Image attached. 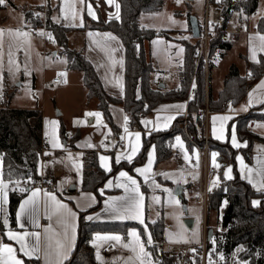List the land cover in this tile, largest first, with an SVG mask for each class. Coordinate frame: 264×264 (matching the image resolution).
I'll return each mask as SVG.
<instances>
[{"label": "crops", "instance_id": "crops-1", "mask_svg": "<svg viewBox=\"0 0 264 264\" xmlns=\"http://www.w3.org/2000/svg\"><path fill=\"white\" fill-rule=\"evenodd\" d=\"M93 1L94 8L90 3L87 15L92 19H97L102 15L97 2ZM107 3L109 4V9L108 4L106 6L109 10L107 18L111 17V6L115 7V16L118 15L119 5L117 1L108 0ZM45 5L50 9L47 11V19L50 17L54 21L51 0H38L28 5L25 4V6L18 4L16 0H6L0 10L7 6L17 8L23 6L25 23L28 26H33L39 24L37 19L40 20L39 17L42 15L43 8L41 9V6ZM234 13L238 15L236 29L231 31L229 41L222 40L221 42L230 43V46L218 44L212 52L208 91L206 87L207 101L209 94L214 98L217 97L232 66L237 67L241 75L250 78L248 74L253 72L249 65L257 63L260 56L264 55V32L256 28L259 19L264 16V5L261 10L259 0L258 9L249 16L243 11L237 10ZM64 25L69 27L67 33L73 28L69 24ZM79 28L84 39V44L80 50L92 61L103 87L109 94L123 98L125 96L126 63L125 46L121 38L108 30L94 29L84 25ZM226 28H228V23ZM68 40L70 39L68 38ZM74 49L76 50V48ZM45 50L46 47L43 46V53ZM53 53L56 54L57 51L53 50ZM66 72L65 76L60 75V73L54 74L53 77H60V81L55 83L52 82L53 77L49 80L44 78L43 84L47 83L45 91L40 90L35 96L31 93L32 97L38 96L39 93L43 95V110L39 107L31 108H38L43 113V136L49 137V150L44 158L40 159L39 172L53 180L54 188L42 189L33 184L30 179H20L13 183L5 180L7 183L3 184V195L6 191L9 190L10 192L11 189H15L23 196L16 210V223L14 225L10 221L9 214L6 222L0 218V264H15L16 260H19L21 264H63L70 257L78 238L80 212L90 209L98 202L95 191L82 189L87 159L85 155L90 149L93 150L92 157L95 156L98 164L106 171L112 169L114 162H127L132 166H123L107 179L100 189L105 196L103 205L97 212L87 215V218L91 220H134L143 223L148 218V185L146 181L154 176L156 167L168 161L175 154L180 160L183 159L182 149L177 146L170 158L156 164V150L152 145L147 150L145 161L133 166L143 147L144 136L150 135L155 130L171 128L177 117L188 111V100L163 103L154 110L143 114L137 122H131L132 119L121 104L111 103L109 109L113 122L118 127L117 134L103 111L98 107V99L95 97L88 98L83 71L70 68L67 64ZM151 82L157 84L162 81L155 79L151 74ZM70 84H74L71 99L72 115L80 121L71 130L61 119L58 122L56 132L48 134L44 128V109H46L45 101L47 100L48 86L63 90ZM178 84L179 82L172 87H168L166 84L165 88L170 90L176 88ZM3 96L10 98L11 95L9 91H5ZM0 101H3L1 97ZM263 101L264 75L247 91L245 101L242 104L236 105L233 100L228 99L225 110L222 111L212 110L206 105L211 111L209 116L210 136L226 140L229 120L233 116L246 114L247 111ZM83 118L85 120L82 123ZM61 124L65 127V136L60 132ZM253 130L257 131V128ZM111 133L116 135V149L107 151L106 141ZM76 134H78L77 139L72 142L71 139ZM137 134H139V138H137ZM230 140L234 146L241 145L234 129L231 132ZM129 157L131 158L129 159ZM216 157L217 160H220L219 157L221 158L217 153ZM237 161L242 177L251 184L255 191L264 192V149L253 152L251 161H248L239 152ZM214 165L217 166V164ZM227 170L229 171V168ZM121 173L125 175H121ZM227 174L231 175V171ZM133 180L136 181L135 184L132 183ZM254 202L258 204L260 198H256ZM10 233L15 234L16 239L10 238ZM99 233L97 232L93 236V246L94 238ZM5 245L11 247L13 251L11 253L6 251ZM109 246L103 247L99 253L94 246L96 257L102 261L117 262L115 259L101 258L114 252H107L106 249Z\"/></svg>", "mask_w": 264, "mask_h": 264}, {"label": "trees", "instance_id": "trees-1", "mask_svg": "<svg viewBox=\"0 0 264 264\" xmlns=\"http://www.w3.org/2000/svg\"><path fill=\"white\" fill-rule=\"evenodd\" d=\"M116 1L119 5L118 15L109 18L99 16L97 19H92L88 26L114 32L125 46L126 70L123 98L113 96L105 90L92 61L82 50L67 48L69 27L56 23L48 17L49 32L57 39L58 45L66 47L68 66L83 71L88 98L98 99V107L117 134L118 127L113 122L109 109L111 103L121 104L129 117L137 122L143 114L163 103L188 100L186 123L184 115H180L171 128L155 130L150 135L144 136L143 147L133 166L145 161L147 150L152 145L156 150V164L170 158L178 146L176 141L178 136L184 139L187 148L193 154L195 146L189 139L187 130L200 140L205 131L206 105L212 110L222 111L225 110V104L230 98L234 104H242L247 91L264 75V55L260 56L257 63L249 65L256 75L254 79L241 75L238 68L232 66L217 97L214 98L209 94L207 101L205 72L202 69L196 70L193 60L195 42H187L184 63L179 72V84L176 88L166 90L160 87L159 83L151 82L153 66L144 48V41L152 38L155 31L143 28L139 23L142 12L162 9L165 0ZM211 3H216L220 9L226 28L235 11H243L247 16L255 13L259 0H211ZM2 6L4 4L0 5ZM256 28L264 32V16L259 19ZM222 40L221 36L213 39L211 54L218 44L230 46V43H221ZM194 76L196 91L195 95L189 99L188 92ZM262 108H264V101L253 107L247 114L233 116L227 125L226 140L210 136V149L217 151L221 159L219 160V174L209 193L208 203V215L210 211L215 210L219 214V220L214 225L209 224L211 227H215L218 223L223 225L222 231L214 230L212 239L207 243L208 261L212 264H264V192L255 191L251 184L242 177L237 161L239 152L251 161L255 143L264 142V134L249 127L252 117L264 120V114L259 113ZM233 129L241 142L240 146H234L231 143L230 137ZM60 132L65 136L66 130L63 124L60 126ZM77 135L72 137V142L77 139ZM42 136V110L12 108L8 103L0 101V157L4 180L13 183L16 180L30 179L31 176L40 175ZM123 166L130 167L131 165L127 162H114L112 169L106 171L98 164L95 156L86 159L82 189L95 191L98 202L90 209L80 212L76 246L63 264H120L99 260L96 257L92 239L97 232L127 235L131 227L139 229L144 242L158 264H173V258L166 255L165 251L156 245L164 239L163 218L155 221L146 219L143 223L134 220H91L87 218L88 214L101 209L105 197L100 191L101 187ZM227 168L231 169V175L227 174L229 172ZM22 196L23 194L15 189L9 192V218L13 225L16 223V210ZM256 198H260L258 204L254 202ZM192 255L195 257L192 263L201 259L200 255L195 252H192Z\"/></svg>", "mask_w": 264, "mask_h": 264}, {"label": "rangeland", "instance_id": "rangeland-1", "mask_svg": "<svg viewBox=\"0 0 264 264\" xmlns=\"http://www.w3.org/2000/svg\"><path fill=\"white\" fill-rule=\"evenodd\" d=\"M37 1L16 0L23 6ZM95 1L101 15L107 18L109 14L108 0ZM93 2V0H51L54 21L73 27L67 33L70 39L67 48H76V50L82 48L84 39L79 27L88 26L91 23L92 18L87 13H89L90 3L94 8ZM263 5L264 0H260L261 10ZM23 6L22 8L7 6L0 10V97L6 104L16 108L39 107L43 110L42 93L32 97V89L33 87L42 89L43 79L49 80L56 73L65 76L68 56L65 51L66 47L60 45H47L43 53L42 38L30 33L32 25L28 26L25 23ZM206 7L207 0H180V3H177V0H165L162 9L140 14V25L155 31L152 38L144 41L147 58L153 66L151 74L155 79H161L168 87L179 82V72L184 63L186 43L195 42L191 19L195 18L199 23H202ZM42 8L44 9V6H41ZM96 10L98 11V8ZM110 10L112 11L110 15L115 16V7L111 6ZM209 12L212 19L221 16V11L216 3L209 5ZM237 19L238 15L233 13L228 21V31H235ZM37 21L39 23L40 20L37 19ZM179 32H182L183 36H178ZM53 50H56L57 53L54 54ZM73 85L70 84L63 90L48 86L46 109H44V128L48 134L56 132L61 119L71 130L80 121L72 115ZM5 91H9L10 98L3 96ZM259 113L264 114V110H260ZM184 118L186 123L188 114L184 115ZM84 120L85 118L82 123ZM263 127L264 123H261L257 131L262 132ZM176 141L182 149L183 159L180 160L175 154L168 161L156 167L154 176L146 181L148 185L147 219L155 221L158 218H163L164 239L155 244L164 251L169 244L187 245L198 244L202 241L201 222L204 219V207L203 204L196 201L199 153L195 149L192 154L182 137L178 136ZM263 149L264 142L255 143L254 152ZM216 153L218 154L217 151L210 152V162L217 164L219 168L220 163ZM2 177V159L0 157V218L6 222L9 214V190L3 195V184L7 182ZM178 185L182 187L180 192H177ZM206 214L209 223L214 225L218 222L219 214L215 210L210 211L208 215L207 209ZM185 217L195 219L192 229L186 226ZM112 237H119V239H112ZM93 243L97 253L109 245L113 248L114 252L102 256V259H115L120 264H158L137 227H131L127 236L113 232H100L94 238Z\"/></svg>", "mask_w": 264, "mask_h": 264}, {"label": "built area", "instance_id": "built-area-1", "mask_svg": "<svg viewBox=\"0 0 264 264\" xmlns=\"http://www.w3.org/2000/svg\"><path fill=\"white\" fill-rule=\"evenodd\" d=\"M211 4V0H207V7L204 19L202 23H199L200 26V33L198 36L195 37V50H194V63L197 69H202L205 72V79H206V87L208 91V82L210 77V67H211V60H212V54H211V44L215 37L221 36L223 40L229 41L231 39V31H228L227 28L224 27V18L223 16H219L216 19H212L209 12V5ZM47 5L44 6V9L42 10V15L39 17L40 22L37 25H33L30 28V33L40 36L42 38L44 47L47 45L53 46L58 45L57 39L53 36H50V32L47 25ZM44 15V16H43ZM178 36H183L182 32L178 33ZM166 74H168L166 72ZM248 76L250 79H254L256 77L255 74L249 73ZM60 81L59 76H55L52 79V82H58ZM47 83L45 82L43 84L42 89L33 88L32 89V95L35 96L40 90L42 92L45 91ZM196 91V79L195 76L192 80L188 97L189 99L192 98L195 95ZM229 100H232L230 98ZM250 111H247L249 113ZM210 109L206 107L205 109V131L204 135L200 138V140L196 139L192 132L187 130V134L189 139L193 142L195 149L199 153V163H198V169H199V180H198V193L196 195V201L203 204L204 207V219L201 222L202 226V241L198 244H169L165 247V251L167 255L171 258H173V264H212L208 261V255H207V243H208V231L211 227L208 221V216L206 214V211L208 209V203H209V193L215 184L218 174H219V168L212 164L210 162V133H209V116H210ZM246 113V114H247ZM188 111L185 112L184 115H187ZM261 121L257 117H252L249 121V127L251 129H256L261 124ZM133 122V120L131 121ZM263 133H264V127H263ZM70 134V133H69ZM116 135L114 133H111L108 135L107 141H106V150L107 151H113L116 149ZM49 143V137L44 135L42 136V146H41V154L40 159L44 158V155L49 150L48 147ZM93 150L90 149V151L86 152V158L92 157ZM30 180L33 182V184L41 187L42 189H53L54 188V182L52 179L47 178L45 175L41 174L39 176H31ZM213 227V226H212ZM222 231L223 225L222 223H218L214 230ZM107 252L113 251V248L109 246L107 249ZM192 252H195L197 255H200L201 259L196 262L192 263V261L195 259L194 255H192Z\"/></svg>", "mask_w": 264, "mask_h": 264}, {"label": "water", "instance_id": "water-1", "mask_svg": "<svg viewBox=\"0 0 264 264\" xmlns=\"http://www.w3.org/2000/svg\"><path fill=\"white\" fill-rule=\"evenodd\" d=\"M191 26H192L193 36H195V37L198 36L200 33V26H199V22L197 21V19H195V18L191 19ZM159 86L165 88L166 84L164 82H160ZM58 114H60V111H58ZM219 159H221V158L219 157ZM181 188H182L181 185H178L177 192H180ZM184 222L188 228L192 229L194 226L195 219L193 217H185ZM213 233H214V227H210L209 231H208V240L209 241L212 239Z\"/></svg>", "mask_w": 264, "mask_h": 264}, {"label": "snow or ice", "instance_id": "snow-or-ice-1", "mask_svg": "<svg viewBox=\"0 0 264 264\" xmlns=\"http://www.w3.org/2000/svg\"><path fill=\"white\" fill-rule=\"evenodd\" d=\"M5 2H6V0H0V5L5 4ZM177 3H180V0H177ZM225 119H226V118H225ZM137 138H139V134H137ZM214 155H215V154H214ZM130 158H131V157H129V159H130ZM229 171H231V169H229ZM121 175H125V174H124V173H121ZM132 183L135 184L136 181L133 180ZM5 187H6V185H5ZM177 203H178V201H177ZM141 222H142V221H141ZM9 236H10V238H12V239H16V235H15V234L10 233ZM112 239H119V237H112ZM4 248H5V250L8 251L9 253H11V252L13 251V249H12L11 247L7 246V245H5ZM15 264H21V262H20L19 260H16V261H15Z\"/></svg>", "mask_w": 264, "mask_h": 264}]
</instances>
